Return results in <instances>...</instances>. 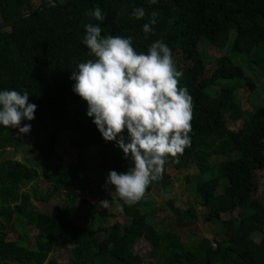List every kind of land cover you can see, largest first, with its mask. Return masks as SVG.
<instances>
[{"label":"trees","instance_id":"trees-1","mask_svg":"<svg viewBox=\"0 0 264 264\" xmlns=\"http://www.w3.org/2000/svg\"><path fill=\"white\" fill-rule=\"evenodd\" d=\"M64 2L0 0V24L39 6ZM97 6L104 21L86 15ZM138 7L145 9L143 19L132 16ZM153 11L158 16L146 37L142 26ZM88 23L99 24L102 36L132 37L137 53L146 54L157 40L165 43L176 69L183 73L179 87L187 88L192 98L190 146L177 157L166 158L161 178L148 185L139 201L128 205L117 199L120 214L130 221L109 228H96L93 221L81 226L70 218L93 171L87 147L98 148L103 159L113 157L111 170L125 172L133 166L125 155L115 156V142L102 138L87 116L86 101L72 91L71 72L79 63L94 59L83 44ZM205 46L230 49L207 66L201 49ZM236 56L264 72V0H156L154 4L149 0H68L63 9L44 6L33 16L0 28V90H27L29 103L37 105L35 118L21 123L31 124L28 134L32 135L34 164L0 158V264H58L49 254L64 248L68 250L66 264H139L143 259L134 247L140 239L149 243L159 264H264V202L255 196L256 171L264 163L254 148L256 140H264V101L251 110L241 109L237 92L243 87L252 90L255 84L233 60ZM237 119L242 126L230 129L229 121ZM18 131L0 125V152L21 144L25 134L15 136ZM60 132L70 134L75 159L58 162L41 173L49 185L45 194L38 195L34 188L22 190L37 178L39 163L54 156ZM167 166L197 172L195 182L184 188L189 201L182 207L168 192ZM62 192V202L48 210L32 202L33 197L46 202ZM154 195L165 199L157 204ZM105 199L113 203L111 197ZM197 206L206 210L202 219L217 221L220 231L214 242L200 238L188 245L189 240H181V231L200 219ZM164 207L171 212L169 222L158 218ZM236 210V217L222 218ZM106 216V209L95 215ZM27 227L35 230L32 242ZM10 232L17 237L10 239ZM97 232L104 236L98 237ZM255 232L261 235L259 242Z\"/></svg>","mask_w":264,"mask_h":264},{"label":"clouds","instance_id":"clouds-1","mask_svg":"<svg viewBox=\"0 0 264 264\" xmlns=\"http://www.w3.org/2000/svg\"><path fill=\"white\" fill-rule=\"evenodd\" d=\"M156 3V0H149ZM86 15L104 21L100 7ZM142 7L132 16L143 19ZM158 13L153 11L143 32L151 34ZM99 24L85 25L83 44L94 59L81 62L71 72L72 91L87 103V116L92 118L102 138L115 142L133 166L125 172L107 173L106 191L128 205L139 201L148 185L161 178L167 157H177L190 146L192 98L187 88L179 87L183 76L176 69L171 49L157 40L144 52L137 53L132 37L102 36ZM27 90H0V125L17 128V135L28 134L37 105L29 103ZM125 130L127 137L124 136ZM112 204L103 199L98 205L108 209Z\"/></svg>","mask_w":264,"mask_h":264},{"label":"rangeland","instance_id":"rangeland-1","mask_svg":"<svg viewBox=\"0 0 264 264\" xmlns=\"http://www.w3.org/2000/svg\"><path fill=\"white\" fill-rule=\"evenodd\" d=\"M232 39V36H231ZM203 52V57L205 58V63L207 66L212 65L214 61L221 56L225 55L229 51L230 47L227 46L223 50L216 49L214 47L205 46L201 48ZM245 59L242 56L233 57V60L241 65L246 75L250 76L255 84L254 89L250 90L247 87L240 88L237 92V98L240 101L241 109L251 110L252 106L255 104L261 105L264 101V72L261 68L256 65H247ZM262 65V64H261ZM263 66V65H262ZM242 126V121L240 119L229 121V128L232 130H237ZM17 136V132L15 133ZM70 134L68 132H60L58 134V143L55 146V153L52 158L47 161L39 163L37 167L38 176L35 180L25 183L22 186V190L29 191L31 189H36L38 195H43L49 190V185L42 179L41 173L44 171H49L54 165L61 161H73L76 157L77 151L69 143L68 139ZM32 135L25 134L21 137V144L17 147L9 148L6 153L0 152V158H14L27 165H33L32 154L30 152V143ZM254 148L257 153V158L259 161L264 163V140L259 142L256 140L254 143ZM86 155L89 157L90 165L92 166V173L89 178V183L84 191H82L74 202V206L70 212V218L78 225L84 226L89 222L93 221L96 228L105 227L109 228L113 223L125 224L129 223L130 218L123 214H120L119 208L120 204L117 202L118 197L113 191L111 195L105 190V180L107 173L111 170L113 157L109 159H103L99 153V149L96 147L89 146L85 150ZM124 155L123 151L118 148L116 150L115 156ZM167 158H170L167 157ZM166 171L169 173L171 180L168 186L169 194L174 197L176 203L181 207L189 201L188 195L184 192V188L188 185L191 186L195 182V177L197 172L193 168L187 170H175L167 166ZM257 180V191L255 196L264 202V167L256 171ZM77 186V185H76ZM77 188V187H76ZM106 197H111L113 203L106 209L109 216L104 218H97L95 215L98 211L104 210V208L98 205V202L105 199ZM166 197V194L164 195ZM162 195H154V201L162 203L165 199ZM63 200V192L51 196L46 202H43L38 196L33 197V204L36 208L40 210H48L51 206L59 205ZM160 205V204H159ZM198 211L201 215L200 219L190 228H186L181 231V240L187 242L188 245H194L200 238H208L214 242V239L218 237L217 233L220 231V225L217 221H204L202 215L204 216L206 210L197 206ZM159 217L164 219L165 222L171 220V212L168 208L160 209L158 211ZM238 211L233 213H224L222 218H228L230 216L236 217ZM29 241L32 242L35 230L31 227H27ZM98 237H103L104 234L97 232ZM17 234L10 232L9 238L15 239ZM254 239L259 242L261 235L258 232L254 233ZM67 248L56 249L49 254V257L55 258L58 264H66L67 258ZM134 252L139 254L143 261L139 264H159L157 256L152 253L151 246L145 239H140L136 242L134 247Z\"/></svg>","mask_w":264,"mask_h":264},{"label":"water","instance_id":"water-1","mask_svg":"<svg viewBox=\"0 0 264 264\" xmlns=\"http://www.w3.org/2000/svg\"><path fill=\"white\" fill-rule=\"evenodd\" d=\"M68 0H65V2L62 4V5H56L54 3H48V4H45V5H42V6H39L36 10H34L33 12H30L28 14H25L21 17H18L14 20H11L9 22H5V23H2L0 24V28H6V27H9L15 23H17L18 21L22 20V19H26L28 17H31L33 16L35 13L39 12L44 6H51V7H57V8H61L63 9L65 7V5L67 4Z\"/></svg>","mask_w":264,"mask_h":264}]
</instances>
